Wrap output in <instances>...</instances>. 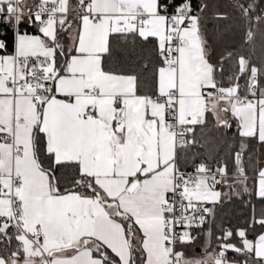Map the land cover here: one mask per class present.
<instances>
[{
	"label": "snow or ice",
	"instance_id": "1",
	"mask_svg": "<svg viewBox=\"0 0 264 264\" xmlns=\"http://www.w3.org/2000/svg\"><path fill=\"white\" fill-rule=\"evenodd\" d=\"M254 201L262 0H0V264H264Z\"/></svg>",
	"mask_w": 264,
	"mask_h": 264
},
{
	"label": "trees",
	"instance_id": "2",
	"mask_svg": "<svg viewBox=\"0 0 264 264\" xmlns=\"http://www.w3.org/2000/svg\"><path fill=\"white\" fill-rule=\"evenodd\" d=\"M262 3H264V0H262ZM241 83H243V81H241ZM209 129L210 131L214 130L211 123L209 124ZM234 130H235V126L233 127L232 131ZM229 135H231V132L229 133ZM219 137H217L218 139L217 144L219 143ZM215 146L213 145V148ZM197 151L201 153V156L198 159H205V160L208 159L205 149H197ZM213 154L215 155V153ZM225 155L226 154L224 152L219 153V156L221 157H224ZM190 167H191V164L189 165V168ZM249 175L252 176L253 174L249 172ZM222 190L227 191L226 188ZM254 204H255L257 211H259L260 208L264 207V205L260 204L258 201H254ZM250 215H251V206L245 208V206L241 204L237 198L233 197L232 200L230 201L226 198V200L224 201L222 205L217 206L216 222L217 224H222L226 228L244 227L245 222L250 219ZM257 229H259V226H257ZM199 243H202V241L197 242V250H198ZM190 254H191V250H190ZM231 255H234V254H230V258H231Z\"/></svg>",
	"mask_w": 264,
	"mask_h": 264
},
{
	"label": "crops",
	"instance_id": "3",
	"mask_svg": "<svg viewBox=\"0 0 264 264\" xmlns=\"http://www.w3.org/2000/svg\"><path fill=\"white\" fill-rule=\"evenodd\" d=\"M212 3L216 4L219 6L220 10H226V6L228 4V0H212ZM220 28L221 30H224L225 29V22H221L220 24ZM209 30L210 32L213 31V25L212 23L209 24ZM241 31L239 29L238 26L236 25H233V28H232V31L231 32H227L226 33V37H225V41H224V44L223 45H220V44H217L215 42V38L213 36L210 35L209 39H210V42H213L214 43V46L216 47V55L219 54V52L222 50V47L224 46H227L229 48H234V47H237L239 44H240V41H241ZM259 42V40H258ZM219 133L216 132V130H212V131H209L207 133V139H208V146H209V149L213 148V145L215 146L218 142V139L217 137H219ZM255 151V149H254ZM259 154V153H257ZM189 165H186V169L189 168Z\"/></svg>",
	"mask_w": 264,
	"mask_h": 264
},
{
	"label": "built area",
	"instance_id": "4",
	"mask_svg": "<svg viewBox=\"0 0 264 264\" xmlns=\"http://www.w3.org/2000/svg\"><path fill=\"white\" fill-rule=\"evenodd\" d=\"M228 2H229V0H228ZM186 170L187 171H191L192 170V166L190 168L186 169Z\"/></svg>",
	"mask_w": 264,
	"mask_h": 264
},
{
	"label": "rangeland",
	"instance_id": "5",
	"mask_svg": "<svg viewBox=\"0 0 264 264\" xmlns=\"http://www.w3.org/2000/svg\"><path fill=\"white\" fill-rule=\"evenodd\" d=\"M209 144V143H208ZM209 146H210V144H209ZM209 148V147H208ZM225 200H226V198H225Z\"/></svg>",
	"mask_w": 264,
	"mask_h": 264
}]
</instances>
